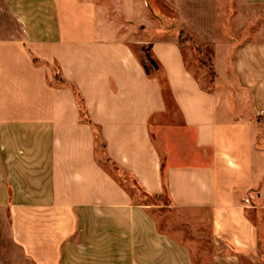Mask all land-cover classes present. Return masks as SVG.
<instances>
[{
  "label": "crops",
  "instance_id": "0c3cea01",
  "mask_svg": "<svg viewBox=\"0 0 264 264\" xmlns=\"http://www.w3.org/2000/svg\"><path fill=\"white\" fill-rule=\"evenodd\" d=\"M259 122L264 0H0V264H264Z\"/></svg>",
  "mask_w": 264,
  "mask_h": 264
},
{
  "label": "rangeland",
  "instance_id": "374dc122",
  "mask_svg": "<svg viewBox=\"0 0 264 264\" xmlns=\"http://www.w3.org/2000/svg\"><path fill=\"white\" fill-rule=\"evenodd\" d=\"M167 10L169 11V14L172 13L170 8H167ZM169 18L172 19V20L175 19V17L172 16V15H170ZM184 32L188 34V35H186L184 37L185 44H184V46H182V47L185 48V57H186L187 61L189 62L190 67L192 69H194V71H195V73L197 75V78L199 79V81L201 82L203 87H205L206 89H211L215 85L213 83V76H212V73L210 71L209 58L204 53V51H203L202 55L198 54V46H202V45H200V43L198 42V40L196 38L191 37L192 35L190 33L186 32V31H184ZM179 41H180V39H179ZM148 56H150V55L147 54V53L146 54H144V53L141 54V57H142V59L144 61H145V57H146V61H147V64L149 66V69L154 70L153 67L150 65L148 59H147ZM197 67H199L201 69L199 70V69H197ZM201 70H203V71H201ZM218 85H220V84H218ZM235 86H237L236 83H235ZM219 87H221V85ZM222 88H224V86ZM222 92H223L222 96L225 97V99L228 98L231 102H235L236 101L235 96L233 94L234 91H233L232 88H228V89H226V90H224ZM253 118L257 119V115L255 113H253ZM258 128L260 129V132H262V134L264 135V122H259V127ZM111 169L113 171L117 172V176L119 177V179L123 183H130L131 182L130 178L127 175L120 173L117 170V168L111 167ZM131 187L135 188L134 186H131ZM133 190H135L134 194L136 195V199L137 200L143 201L145 199L142 196V194L136 188L133 189ZM152 203H159V202L153 199Z\"/></svg>",
  "mask_w": 264,
  "mask_h": 264
},
{
  "label": "trees",
  "instance_id": "16d2710c",
  "mask_svg": "<svg viewBox=\"0 0 264 264\" xmlns=\"http://www.w3.org/2000/svg\"><path fill=\"white\" fill-rule=\"evenodd\" d=\"M188 35L187 33H185L184 31L181 32L180 34V41H179V44L180 46H184L185 42H184V37ZM193 37V36H191ZM194 38V37H193ZM201 45V44H200ZM203 53V47L202 46H198V54L199 55H202ZM33 61L35 63H39V60H37L36 58H33ZM149 61L151 62V64L153 65L154 68L158 69L157 65L155 64V62L149 58ZM54 71H55V82H56V85L57 86H68V87H71L74 94H75V97H76V100H77V103H78V106L82 112V118L85 119V121L87 123H89L93 130L95 131V136H96V139H97V144L100 145V146H103V142L101 141V137H100V134H99V131L97 130V128L94 126L93 122L91 121V119L88 117L87 115V106H86V103H85V100L83 98V95L81 94V92L79 91V89L72 85V84H69L68 82H66V80L63 79V77L60 75V73L58 72V70L56 68H53ZM210 71L212 73V76H213V70L211 68V64H210ZM167 189V188H166Z\"/></svg>",
  "mask_w": 264,
  "mask_h": 264
}]
</instances>
